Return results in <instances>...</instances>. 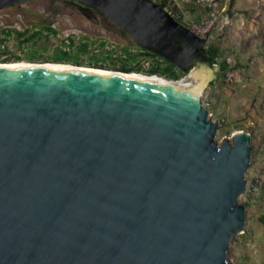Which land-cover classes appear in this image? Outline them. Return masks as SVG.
<instances>
[{
  "label": "water",
  "instance_id": "1",
  "mask_svg": "<svg viewBox=\"0 0 264 264\" xmlns=\"http://www.w3.org/2000/svg\"><path fill=\"white\" fill-rule=\"evenodd\" d=\"M30 0H0V10ZM202 90L59 65L0 66V264H232L251 134L217 139L220 65L156 0H72ZM125 72V71H124ZM128 73V72H126Z\"/></svg>",
  "mask_w": 264,
  "mask_h": 264
},
{
  "label": "rangeland",
  "instance_id": "2",
  "mask_svg": "<svg viewBox=\"0 0 264 264\" xmlns=\"http://www.w3.org/2000/svg\"><path fill=\"white\" fill-rule=\"evenodd\" d=\"M231 3L233 24L216 42L220 47L218 62L226 59L229 68L206 87L202 99L209 105L213 120L220 122L219 142L239 130L251 134L247 188L240 197L246 205L244 232L232 241L227 256L232 264H264V0ZM186 11L187 19L201 14L192 4ZM43 22L57 23L60 35L44 32L25 41L15 33L2 34L3 28L38 30ZM69 27L78 31L70 36L72 44L65 40ZM0 39V62L14 56H20L17 62H53L49 60L59 48L83 63L81 66L122 71L127 51L139 52V46L107 17L66 0H30L0 10ZM138 59L142 61L143 57L138 55Z\"/></svg>",
  "mask_w": 264,
  "mask_h": 264
},
{
  "label": "trees",
  "instance_id": "3",
  "mask_svg": "<svg viewBox=\"0 0 264 264\" xmlns=\"http://www.w3.org/2000/svg\"><path fill=\"white\" fill-rule=\"evenodd\" d=\"M66 1H70V2H74L80 6H84L88 9H90L88 6H86L85 4L76 2V1H72V0H66ZM159 3H164L166 2V0H161L158 1ZM96 11V10H94ZM98 14L104 16L102 13L96 11ZM194 19H199L198 16H194ZM181 22V20H179ZM44 23V22H43ZM45 24V23H44ZM42 25V28L38 29V30H34V31H30L29 29H25L24 31H19L18 29H9V28H3L2 29V34L4 35H12V34H16L18 37H24L25 41H30L31 39H35L36 37H38L39 35H43L44 32H47L48 34H54L56 35L58 32L55 28L52 27V23H48L45 25ZM67 42H69V44H72L73 39L72 37H68ZM2 41V39H0V42ZM139 48L142 49L143 51H140L138 53H131L130 51H127V55L124 56V60L122 63V66L120 67V70L125 71V72H137L143 75H158L161 77H164L166 79L169 80H178L181 79L186 72L181 71L175 64H173L172 62H170L169 60L165 59L164 57L158 55L157 53L147 50L143 47H141L139 45ZM46 49V48H45ZM128 50V49H126ZM34 52L37 51V49H33ZM206 52L214 59L215 62L219 63L220 65V71L218 73V79L221 78V75L223 73H225L228 68V62L226 59L218 62V57L220 55V47L216 44H214L212 47H210L209 49L206 50ZM138 55H140L141 57H143V60L140 61L139 59L137 60ZM151 59V65L149 67L145 66V61L146 59ZM20 56H14V57H9L7 59H4L3 62H17L19 61ZM133 60H137L136 62ZM49 61H53V62H62V63H66V64H70V63H75L78 65H83V63H78L80 61L78 60H73L69 54L65 51H63V49H56V55H54V57L49 60ZM215 80V81H216ZM215 81L211 82L210 84H213Z\"/></svg>",
  "mask_w": 264,
  "mask_h": 264
},
{
  "label": "built area",
  "instance_id": "4",
  "mask_svg": "<svg viewBox=\"0 0 264 264\" xmlns=\"http://www.w3.org/2000/svg\"><path fill=\"white\" fill-rule=\"evenodd\" d=\"M163 4L178 21L181 20L195 35L204 40L205 51L216 44L223 33L233 24L231 0H166ZM188 4H192L202 11L199 19H187L189 17V13L186 11ZM52 27L60 35L57 23L52 22ZM65 32V36L70 37L78 31L69 27L65 29ZM139 50L143 51L140 48ZM151 62L152 60L148 58L145 65L149 66Z\"/></svg>",
  "mask_w": 264,
  "mask_h": 264
},
{
  "label": "bare ground",
  "instance_id": "5",
  "mask_svg": "<svg viewBox=\"0 0 264 264\" xmlns=\"http://www.w3.org/2000/svg\"><path fill=\"white\" fill-rule=\"evenodd\" d=\"M59 65L64 69L69 71H82V72H89L92 70L100 71L106 75H121V76H131L138 79L152 81L159 85L178 89V90H202V82L206 77L209 70L201 71L199 69H194L191 74L183 79L178 80H169L164 77L158 75H143L137 72H124L119 70H112V69H105L99 67H91V66H81V65H72L66 64L62 62H0L1 67H21V66H31V67H39L42 65Z\"/></svg>",
  "mask_w": 264,
  "mask_h": 264
},
{
  "label": "flooded vegetation",
  "instance_id": "6",
  "mask_svg": "<svg viewBox=\"0 0 264 264\" xmlns=\"http://www.w3.org/2000/svg\"><path fill=\"white\" fill-rule=\"evenodd\" d=\"M157 2L158 1H161V0H156ZM20 4H22V3H20ZM20 4H17V5H13V6H11V7H15V6H18V5H20ZM11 7H8V8H11ZM6 9V8H5ZM3 10V9H2ZM70 64H72V63H70ZM74 65H76V64H74Z\"/></svg>",
  "mask_w": 264,
  "mask_h": 264
},
{
  "label": "crops",
  "instance_id": "7",
  "mask_svg": "<svg viewBox=\"0 0 264 264\" xmlns=\"http://www.w3.org/2000/svg\"><path fill=\"white\" fill-rule=\"evenodd\" d=\"M199 11L201 12V14L198 17H200L202 15V11L201 10H199Z\"/></svg>",
  "mask_w": 264,
  "mask_h": 264
}]
</instances>
